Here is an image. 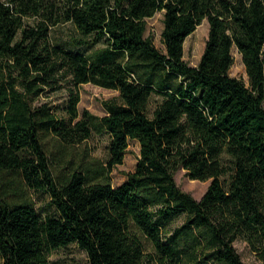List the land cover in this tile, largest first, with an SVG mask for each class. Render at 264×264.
Wrapping results in <instances>:
<instances>
[{
    "label": "trees",
    "instance_id": "1",
    "mask_svg": "<svg viewBox=\"0 0 264 264\" xmlns=\"http://www.w3.org/2000/svg\"><path fill=\"white\" fill-rule=\"evenodd\" d=\"M159 11L166 51L146 34ZM206 19L193 66L185 42ZM65 24L80 35L55 41ZM234 47L249 85L230 74ZM0 58V264H52L71 244L89 264H246L239 238L264 264V0H5ZM87 83L119 91L107 114L80 112ZM63 88V115L38 103ZM95 130L110 136L108 160L57 173L53 147L64 155ZM132 139L136 169L114 186ZM180 168L211 179L200 199L178 185ZM28 190L49 193L57 214L43 218Z\"/></svg>",
    "mask_w": 264,
    "mask_h": 264
},
{
    "label": "rangeland",
    "instance_id": "2",
    "mask_svg": "<svg viewBox=\"0 0 264 264\" xmlns=\"http://www.w3.org/2000/svg\"><path fill=\"white\" fill-rule=\"evenodd\" d=\"M3 1L5 0H0V3ZM164 14V11H159L153 17L147 19L146 34L152 37L156 47L161 51H166V45L163 40ZM209 30L210 24L206 19L198 26L197 30L187 38L185 42L184 57L189 64L193 66L199 64L208 39ZM79 35V32L72 26V24L61 25L53 30V39L62 43L71 42L72 38ZM104 46L105 44L101 42L91 47L77 46L75 48L76 50L85 52L89 55L99 51ZM233 54L235 62L230 70L231 76L236 77L242 80L246 85H249V76L246 66L243 62L241 53L236 47L233 48ZM1 64L2 61L0 58V65ZM80 91L82 97L79 105L80 112L83 113L85 109H88L92 113L99 116L107 114L105 102L119 95V91L115 89L105 88L93 83L82 85L80 87ZM67 98L68 92L66 88L55 92L47 90L44 94H42L38 103L48 102L51 106H53L55 112L61 116L63 115V107L66 104ZM159 99H161L160 95H155L153 97L150 104V113H152ZM109 142L110 136L107 132L95 130L89 140L78 146L71 147L64 153V155L59 153L56 148L53 147L52 153H54L58 158H63L61 163L54 160L57 162V173L62 170L63 165L66 166L71 163L73 166H77L83 159L87 161L97 159L101 162H106L109 158ZM51 145L52 142L50 143V147ZM140 150L139 141L132 139L125 156L124 163L115 166L111 172L112 183L114 186L122 184L126 180L127 174L136 169V165L141 154ZM86 154L89 156L87 157ZM51 156L53 158V154H51ZM225 159L226 161H229L227 156ZM175 178L178 185L182 189L191 193L197 199H200L204 195L211 183V179L207 181L191 179L187 174V170L184 168H180L176 171ZM222 179L227 182L229 175L223 176ZM28 194L29 196L31 195V198L36 202V206L43 218L49 215L57 214V209L52 203L49 193L44 191L28 190ZM185 216L186 215L182 213L176 217L171 222L169 229L171 230L180 225L185 220ZM235 245L246 264H263L257 254L251 249L248 241L243 238H239L236 240ZM50 261L52 264H89L86 251L81 249L77 244H71L68 247L53 251L50 256Z\"/></svg>",
    "mask_w": 264,
    "mask_h": 264
}]
</instances>
